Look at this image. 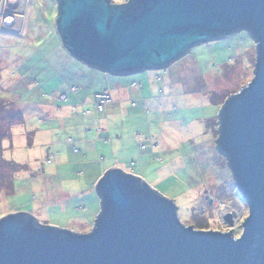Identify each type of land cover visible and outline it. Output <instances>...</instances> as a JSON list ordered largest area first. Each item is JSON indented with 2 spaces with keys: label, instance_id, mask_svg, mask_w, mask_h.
Instances as JSON below:
<instances>
[{
  "label": "rangeland",
  "instance_id": "rangeland-1",
  "mask_svg": "<svg viewBox=\"0 0 264 264\" xmlns=\"http://www.w3.org/2000/svg\"><path fill=\"white\" fill-rule=\"evenodd\" d=\"M127 1L111 0L119 4ZM55 3L58 5L57 0H24L14 25L4 29L0 20V217L27 211L40 224L83 233L91 230L100 210L96 178L113 165L112 146L106 144L101 149L103 145H99L96 152H86L84 144L96 134L93 123L107 103L102 110L95 108L94 93L92 101L75 111L64 108L61 95L60 101L50 99L62 90H55L61 83L56 75L84 78L87 88L93 81L90 72H81L83 62L73 55L63 65L56 62L59 67L53 64L52 58L63 50L54 26ZM51 48L53 69L45 63ZM255 58V42L245 29L194 44L154 71L162 77L157 86L163 90L143 86L148 107L131 116V122L126 121L129 126L124 129L123 148L135 153V147H140L144 151L141 158L153 159L152 165L142 170L141 179L174 201L177 216L185 225L221 231L232 228L234 236L241 233L248 209L226 156L216 149L217 111L253 77ZM118 76L142 77L148 85L150 81L146 70ZM99 82L95 79L96 86ZM156 97L163 103L159 111L152 106ZM6 105L12 107L6 109ZM13 106L19 108L22 121L11 124ZM63 110L69 115L60 118ZM24 120L32 124L31 132L24 131ZM48 126L50 131H41ZM101 139V144L112 141L111 137L109 141ZM133 157L138 161V154ZM9 160L24 167L13 173ZM58 163V174H51L50 169ZM11 177L12 190H8ZM226 213L232 214V225L224 220Z\"/></svg>",
  "mask_w": 264,
  "mask_h": 264
},
{
  "label": "water",
  "instance_id": "water-1",
  "mask_svg": "<svg viewBox=\"0 0 264 264\" xmlns=\"http://www.w3.org/2000/svg\"><path fill=\"white\" fill-rule=\"evenodd\" d=\"M63 46L124 75L160 69L192 45L240 29L256 47L253 77L217 111L224 154L248 209L241 233L183 224L174 201L109 168L95 184L88 232L40 224L27 211L0 217V264H264V0H57ZM224 220L232 225V214Z\"/></svg>",
  "mask_w": 264,
  "mask_h": 264
},
{
  "label": "crops",
  "instance_id": "crops-1",
  "mask_svg": "<svg viewBox=\"0 0 264 264\" xmlns=\"http://www.w3.org/2000/svg\"><path fill=\"white\" fill-rule=\"evenodd\" d=\"M55 4L57 6V13H58V5L57 3ZM54 26H55V29L57 30L56 20L54 21ZM60 44L61 46H63L61 42V36H60ZM53 50L54 48H51L48 51L51 54ZM63 50L60 51V54L52 58V60L54 61L53 64L56 67H59L56 62L63 65L65 61L71 60L72 59L71 57H73L72 54L64 46H63ZM51 57H52V54L50 55L49 60L45 59V63L47 64V66L52 67L53 65L50 62ZM74 59H78V58L75 57ZM82 67L84 70H81V72H90V74L93 77V81L90 85L91 87L89 88L86 87L84 78H76V79L71 80V79H67L62 73L61 75H56V77L61 80L60 82L62 83L63 86H61V83H60L55 88L56 92H57V88H61L62 90L61 92H59L58 95L56 96L52 95L50 99L60 101L58 99V96L65 93L66 98L64 101H62L64 102L63 104L64 108L70 109L72 107L75 109V111H77V109H79V107L83 105L87 100L92 101V95L94 93L101 92V91H108L111 94V101L107 103L104 106L103 110L100 112L94 108L99 113V117L93 123V126L95 128L94 130H96V134L93 136L92 140H86V142H84V144L86 145V149H85L86 152L88 151L91 152L92 150L96 152L97 147L99 145H103L101 149L107 146L106 144H109L108 146H112L111 152L113 154V165L107 166L108 168L105 167L103 169V172H101L96 178V182L102 176V174L106 171V169H109V168H119L120 170L130 173L141 179V177L143 176L142 172H144L142 170H145L148 164L149 166H151L152 164H150V162H152L153 159L150 160V158L149 159H145L144 157L141 158V154L144 151H141L140 147L138 148L135 147L136 148L135 153L128 150L127 148H123V139L125 136L124 129L127 130L129 126V122H131V118H130L131 116L145 112L143 108L148 107L147 100H145V98H147L148 95L144 93L145 89L143 88V86L146 87V90H149V89L155 90V91L157 90L158 92H159V89L163 90V87L157 86L158 85L157 82L162 81V77L160 80L156 79L157 75H159V74H156L159 69H144L148 71L150 74V76H148V80H150L148 81L149 82V85H148L147 83L142 82V77H138V78H135V77L134 78H130V77L121 78V76L117 77V75H114L110 72L90 66L84 62H83ZM144 70L136 71L133 73H138ZM154 71H156V73H154ZM133 73H129V74H133ZM111 76H115V77L113 78ZM95 79L100 80L99 82L100 84L97 86L95 83ZM75 82H77L79 85L76 84ZM69 86H75L76 91L74 93L71 91L70 92L67 91V88ZM134 100H138L140 101V103H135L133 102ZM156 100L157 101H154L152 103V106L157 107L156 110L154 111H159L160 109L163 108V103L158 100V97H156ZM68 115H69V111L63 110L61 112V115H59V117L62 118L63 116H68ZM126 121H129V122L126 123ZM162 122L164 124L165 121H162ZM31 126L32 124L27 123L24 120V124H23L24 131L31 132L33 130L32 129L33 127ZM51 129L52 127L48 126L46 127L45 130L42 129L41 131H50ZM109 137L112 138L111 142L109 141ZM101 138H103L104 141L108 140L109 142L101 144L102 143L100 142L102 141ZM126 138H128V133L126 134ZM81 142H83V140H81L80 143ZM153 144H156L155 146H158V141H154ZM124 149H127V150L124 151ZM133 154L135 156L136 154H138V157H137L138 161L137 160L133 161L132 159L134 158ZM128 162L130 165L128 164ZM133 162L136 164L133 165ZM57 165H59V163L56 164L53 169H50L51 174L53 175L58 174L59 169ZM77 174L79 175L82 174L81 169L77 171ZM67 178H71V177H65V179Z\"/></svg>",
  "mask_w": 264,
  "mask_h": 264
},
{
  "label": "built area",
  "instance_id": "built-area-1",
  "mask_svg": "<svg viewBox=\"0 0 264 264\" xmlns=\"http://www.w3.org/2000/svg\"><path fill=\"white\" fill-rule=\"evenodd\" d=\"M24 0H0V20H1V26L6 29L12 24H15V20H17L16 14L20 13V7L22 6V3ZM13 21L12 24H8L9 21ZM1 29V28H0ZM157 80L161 79L160 75H157ZM67 91L75 92L76 87L75 86H69L67 88ZM66 96L65 93L61 94L60 100H65ZM93 100L95 103V108L98 110H102V107L111 101V95L108 91H101L97 92L93 96Z\"/></svg>",
  "mask_w": 264,
  "mask_h": 264
},
{
  "label": "trees",
  "instance_id": "trees-1",
  "mask_svg": "<svg viewBox=\"0 0 264 264\" xmlns=\"http://www.w3.org/2000/svg\"><path fill=\"white\" fill-rule=\"evenodd\" d=\"M162 69V68H161ZM10 103V102H9ZM10 107H12V105L11 106H5V108L7 109V108H10ZM13 108L15 109L14 110V112H13V114L10 116V119H11V124H13L14 122H21L22 121V116H21V112H20V110H19V108H16V107H14L13 106ZM10 134V133H9ZM8 134V135H9ZM7 135V134H6ZM4 137V136H3ZM2 139V138H1ZM30 138H28V140H29ZM8 163H10V165H11V169H12V172L14 173L15 171H17V169H20V168H23L24 167V165H22V164H18V163H16V162H14L13 160H9V161H7ZM135 180L136 181H141L140 180V178H135ZM8 190H12V177H11V179H10V183H9V187L7 188Z\"/></svg>",
  "mask_w": 264,
  "mask_h": 264
},
{
  "label": "bare ground",
  "instance_id": "bare-ground-1",
  "mask_svg": "<svg viewBox=\"0 0 264 264\" xmlns=\"http://www.w3.org/2000/svg\"><path fill=\"white\" fill-rule=\"evenodd\" d=\"M12 22H13V21L11 20V21H9V23H8V24L10 25V24H12Z\"/></svg>",
  "mask_w": 264,
  "mask_h": 264
}]
</instances>
